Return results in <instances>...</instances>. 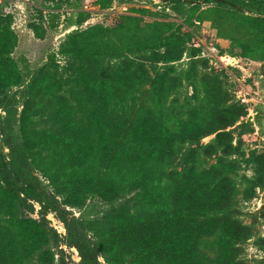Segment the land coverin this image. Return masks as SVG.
Segmentation results:
<instances>
[{
  "label": "trees",
  "instance_id": "obj_1",
  "mask_svg": "<svg viewBox=\"0 0 264 264\" xmlns=\"http://www.w3.org/2000/svg\"><path fill=\"white\" fill-rule=\"evenodd\" d=\"M100 1L109 5L112 0ZM212 1L239 10L256 7L252 0H204ZM12 26L13 16L0 8V93L22 76L12 55L18 44ZM99 32L104 30L75 32L62 44L68 75L58 79L53 68L45 67L30 83L20 128L33 166L56 188L75 184L64 199L73 207L89 194L112 200L140 190L132 209L102 212L82 223L109 264H244L241 244L252 237L253 228L235 216L236 181L216 164L200 168L201 150L208 156L228 151V132L184 149L233 124L242 112L213 104L212 96L221 94L203 89L199 108L180 119L173 109L178 100H170L172 83L154 78L144 66L135 73L103 68L106 56L121 48L113 41L103 45ZM183 108L190 113L189 106ZM3 181L0 264H51V244L58 235L45 221L26 215L17 191ZM23 192L43 196L29 186ZM67 227L71 241L92 264L89 247L73 226Z\"/></svg>",
  "mask_w": 264,
  "mask_h": 264
},
{
  "label": "rangeland",
  "instance_id": "obj_2",
  "mask_svg": "<svg viewBox=\"0 0 264 264\" xmlns=\"http://www.w3.org/2000/svg\"><path fill=\"white\" fill-rule=\"evenodd\" d=\"M181 1L186 3L0 0V8L13 16L18 44L12 55L22 74L18 84L0 93V180L6 178L17 191L26 215L45 221L58 235L51 244V264H88L69 238L67 225L73 226L89 247L92 264H109L82 223L102 212L132 209L140 195L137 188L112 200L89 194L82 205H67L65 192L75 184L53 186L33 166L23 145L21 117L31 81L43 74L45 67L53 68L52 76L58 79L68 75L69 61L61 53L62 44L71 34L94 28L104 30L103 35L99 32L103 45L113 41L121 48L115 55L106 56L103 68L110 72L113 70L108 66L114 70L126 68L135 73L144 66L154 78L172 83L170 100H178L173 109L180 119H189L199 108L203 89L221 94L219 99L212 96L213 104L223 103L225 110L227 105L242 112L233 124L202 137L199 143H187L184 149L198 148L212 142L218 132H228V151L221 149L208 156L201 150L200 168L216 164L235 179L239 189L233 206L235 216L253 228L252 237L241 244L240 258L244 264H264V0H252L256 7L241 10L214 1ZM229 57L238 62L229 63ZM149 87L147 83L144 86ZM85 90L89 93L90 88L85 86ZM184 105L189 106V114ZM42 124L38 123L39 127ZM182 166L181 162L178 169ZM27 186L45 198L26 194L23 190Z\"/></svg>",
  "mask_w": 264,
  "mask_h": 264
},
{
  "label": "water",
  "instance_id": "obj_3",
  "mask_svg": "<svg viewBox=\"0 0 264 264\" xmlns=\"http://www.w3.org/2000/svg\"><path fill=\"white\" fill-rule=\"evenodd\" d=\"M228 61H229V63H231V64H235V63L238 62V60L235 59V58H233V57H229Z\"/></svg>",
  "mask_w": 264,
  "mask_h": 264
}]
</instances>
